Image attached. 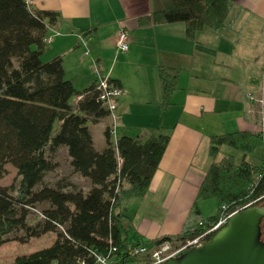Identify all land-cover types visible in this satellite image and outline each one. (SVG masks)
Here are the masks:
<instances>
[{
	"label": "trees",
	"instance_id": "trees-1",
	"mask_svg": "<svg viewBox=\"0 0 264 264\" xmlns=\"http://www.w3.org/2000/svg\"><path fill=\"white\" fill-rule=\"evenodd\" d=\"M163 8L153 13L155 25L183 22L186 36L195 40L198 32L222 29L231 13L230 0H161ZM59 21L53 11L32 9L26 0H0V180L6 164H12L22 178L15 195L0 185V247L5 236L26 229L30 237L56 232L55 242L15 264H75L90 252L105 253L110 243L125 249L128 227L123 204L147 194L170 141V134L157 129L147 138L121 137L112 141L106 130V148H95L89 119L108 116L97 101L95 86L78 93L65 75L62 57L41 60L47 25ZM37 46L38 50H33ZM163 103L168 106L177 86L178 72L161 69ZM83 100L71 104L75 96ZM61 122L55 134V124ZM56 152L68 148L73 171L91 183V190L66 191L64 187L42 186L46 173L55 169L47 148ZM264 148V125L260 133L233 132L210 138L212 159L199 188L193 213L199 214L198 201L215 200L230 210L264 205V160L248 161L258 148ZM223 148L226 152L222 158ZM235 153V154H234ZM47 203L43 227L28 228V208ZM249 206V207H250ZM203 223V221H202ZM64 230H60L59 228ZM200 232L185 228L176 238L164 237L156 243L183 240ZM212 234L208 239H211ZM264 240V237L262 236ZM1 264V258H0Z\"/></svg>",
	"mask_w": 264,
	"mask_h": 264
},
{
	"label": "crops",
	"instance_id": "crops-1",
	"mask_svg": "<svg viewBox=\"0 0 264 264\" xmlns=\"http://www.w3.org/2000/svg\"><path fill=\"white\" fill-rule=\"evenodd\" d=\"M230 1L233 8L222 29H204L190 40L183 22L152 23L153 13L163 8L161 0H31L32 9L59 14L58 22L47 25L46 37L53 40L44 42L42 62L62 57L66 78L78 93L102 77L125 89L113 142L124 136L144 139L157 129L170 134L147 194L123 204L129 244L151 246L164 237L176 238L185 228L195 230L205 221L206 200L198 201L199 214L193 206L212 163L210 138L239 131L255 134L263 128L259 106L248 94L263 83L264 0ZM123 29L129 34V50L118 52ZM83 35H92L86 44ZM163 68L178 72L168 106L163 103ZM82 100V95L75 96L71 104ZM111 125L109 115L89 119L99 152L106 148ZM60 126L55 124V134ZM58 152L67 154L70 165L68 148ZM217 211L218 206L213 216Z\"/></svg>",
	"mask_w": 264,
	"mask_h": 264
},
{
	"label": "built area",
	"instance_id": "built-area-1",
	"mask_svg": "<svg viewBox=\"0 0 264 264\" xmlns=\"http://www.w3.org/2000/svg\"><path fill=\"white\" fill-rule=\"evenodd\" d=\"M28 5L31 6V0H26ZM92 35L81 36V41L86 44L88 39ZM52 37H45V43H51ZM129 50V34L127 30H121L117 39V51L127 52ZM89 52H87V55ZM262 85H259L258 89H261L260 97L257 98L253 93L248 94V98L251 103L259 106V114L261 116L262 123L264 125V75L262 79ZM95 89L98 92L97 101L101 107L108 112L112 120L110 128L111 135H115L116 124L118 123L120 116L118 114L119 103L122 97L126 95L125 89L112 81L109 77H102L95 83ZM263 130V128H262ZM261 130V131H262ZM245 206L243 209L249 207ZM236 209L230 210V207L223 205L221 207V214L216 221H208L206 223L200 222V232L193 237H188L183 240H168L160 243H155L151 246L146 244H129L125 249L120 250L118 246L110 243L105 253H99L98 251L90 252L88 258H80L75 264H165L168 261L175 259L185 252L197 248L207 242L212 234H215L221 228H223L228 219L235 213L243 210ZM41 219L46 221L47 218L42 213ZM62 230H64L61 227ZM53 264H59L55 261Z\"/></svg>",
	"mask_w": 264,
	"mask_h": 264
},
{
	"label": "rangeland",
	"instance_id": "rangeland-1",
	"mask_svg": "<svg viewBox=\"0 0 264 264\" xmlns=\"http://www.w3.org/2000/svg\"><path fill=\"white\" fill-rule=\"evenodd\" d=\"M261 89L254 95L257 98L260 97ZM256 104V103H255ZM225 151H231L225 148ZM225 152L220 155L224 156ZM47 157L52 163H57L58 169H54L45 174L44 180L37 190L42 186H62L66 191H83L87 194L91 189L88 183L81 176L77 175L71 165H69V159L64 152H53L47 148ZM264 160V148H258L253 156L248 157V161L253 164H261ZM6 175L0 180V185L9 189L10 193L15 195L18 190L22 178L18 175L17 169L12 164H6ZM50 205L47 203L36 205L35 207L28 208L27 226L28 228H41L44 221L41 219V215L44 211L48 210ZM203 218L205 221L209 220L217 210V202L215 200H206L203 202ZM212 215V216H211ZM203 221V224L206 223ZM202 222V221H200ZM199 222V223H200ZM208 222V221H207ZM197 228L200 229V225ZM40 229V230H41ZM61 231L62 229L59 228ZM262 231L264 237V220L262 224ZM56 232H48L41 234L40 236L30 237L26 229H17L11 234L5 236V242L0 247L1 264H15V259L19 256L29 255L36 251L50 247L56 240Z\"/></svg>",
	"mask_w": 264,
	"mask_h": 264
},
{
	"label": "water",
	"instance_id": "water-1",
	"mask_svg": "<svg viewBox=\"0 0 264 264\" xmlns=\"http://www.w3.org/2000/svg\"><path fill=\"white\" fill-rule=\"evenodd\" d=\"M264 205L235 214L203 245L165 264H264Z\"/></svg>",
	"mask_w": 264,
	"mask_h": 264
}]
</instances>
